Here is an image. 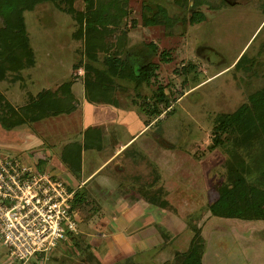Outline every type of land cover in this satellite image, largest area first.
<instances>
[{"label": "rangeland", "instance_id": "rangeland-1", "mask_svg": "<svg viewBox=\"0 0 264 264\" xmlns=\"http://www.w3.org/2000/svg\"><path fill=\"white\" fill-rule=\"evenodd\" d=\"M107 1L99 0L100 3ZM117 3L122 5V10L110 9L109 18H105L109 21L102 19L103 23L93 21L89 24L94 23L89 42L85 37L88 24L84 22L81 27L76 18V12H86L85 0H73L74 10H69L68 4L59 7L57 1L46 0L37 3L32 10L24 11L33 63L17 73L8 71L0 79V95L23 113L31 96L43 89L54 91L63 83L72 82V85L76 83L72 94L82 102L80 104L75 98V107L80 110L87 101L86 64L102 70L106 68L105 60L112 56L134 69L155 63L157 68L148 82L136 83L113 77V83L100 100H108L107 97L116 100V108L135 112L149 123L145 124L146 130L138 142L126 151L125 160H121L123 167L131 171L130 175L139 174L133 186L135 191L122 187L116 191L106 190L104 196L110 201L105 212L117 216V210H114L120 207L116 204L118 199L128 207L135 202L137 219L145 225L150 213L160 212L148 198L159 193L155 188H159L160 197L168 202L161 214V221L165 223L151 227L161 239L159 229L167 232L166 247H161L162 251L157 253L152 250L132 253L129 258H133L134 264H173L174 253L187 250L193 234L191 225H194L200 227L204 239L200 264H264V220L209 216L207 207L217 198L216 188L224 180V162L228 157L224 147L207 150L214 119L219 114L236 111L248 101L250 94L264 87V0H210L211 5L198 6L193 0L180 4L175 0H118ZM162 9L166 11L167 20ZM195 12L201 15L200 20L193 23L189 19ZM143 17L156 23L146 25ZM152 46H155L154 50ZM244 52L247 68L235 69V62ZM191 65L192 69L185 76L181 68L185 66L189 71ZM93 75L94 72L89 78ZM159 86L163 87L168 103L160 100ZM91 92L95 95V87ZM58 93L63 95L59 90ZM95 98L98 97L95 95ZM154 106L162 109L160 115L146 113ZM71 112H61L58 117L45 116L20 126L32 135L44 137L39 145L47 156L57 150L61 152L70 139L80 142L91 135L100 138V127L87 134L86 130L93 128L88 126L80 134L83 123H79V119H82L67 117ZM81 112L86 113L83 108ZM115 113L119 115L120 110ZM0 128L1 154L16 156L34 168L51 169L47 160L38 158V146L27 148L22 138L13 133L11 136ZM118 130L123 142L129 138L125 126L115 127L110 123L103 128L104 150H109L114 142L113 134ZM99 149L94 148L87 159L93 161L92 167L107 152L102 154ZM59 170L62 171L60 178L74 186L70 172ZM130 175L127 177H132ZM257 176L255 173L249 180L256 183ZM129 214L128 211L125 216ZM76 220L78 231L88 228L81 219L77 217ZM103 220V217H96L93 225L98 227ZM175 220L182 222L178 226L181 229L176 228L177 234L167 228ZM95 232L96 228H93L88 233L95 235ZM76 238V243L67 240L49 256L33 258L25 264H95L91 255L99 254V251L92 247L87 249L88 237L78 234ZM110 259L108 257L105 263ZM0 264L21 263L10 259L7 249L0 243ZM118 264H124L123 260Z\"/></svg>", "mask_w": 264, "mask_h": 264}, {"label": "trees", "instance_id": "trees-1", "mask_svg": "<svg viewBox=\"0 0 264 264\" xmlns=\"http://www.w3.org/2000/svg\"><path fill=\"white\" fill-rule=\"evenodd\" d=\"M46 0H0V79L6 76L8 71L19 72L21 69L32 65L33 51L29 46L28 36L24 22L23 13L32 8L39 2ZM59 7L61 4H68L69 10H74L73 0H55ZM118 0H108L99 2V0H85L86 12L81 14L76 12L77 21L81 25L85 22L88 24L85 37L90 41L94 32L93 24L103 23L105 18H109L110 9L122 10V5L117 3ZM186 0H175L177 4L184 3ZM195 6L207 4L211 5L210 0H193ZM166 20L168 16L162 9ZM75 13V12H74ZM125 13V10H124ZM201 14L195 12L191 15L190 21L195 23L200 20ZM144 18L146 25L155 24V20ZM110 19H105L109 21ZM81 35V34H79ZM155 46H152L154 50ZM165 55V52H161ZM90 56V54H88ZM93 59L95 58L92 55ZM245 52L237 59L234 68H247ZM105 67L98 70L93 66L85 65L84 86L87 90V101L96 104L115 105L116 100L107 97L105 101L103 95L109 84L113 83V77L126 78L136 83L149 81L154 70L157 68L155 63L141 65L134 69L129 63L120 60L117 57H109L105 60ZM183 66L181 72L186 76L192 69ZM94 75L92 78V73ZM72 82L61 84L56 90L43 89L35 96H31L29 103L23 107V113L14 109L8 101L0 95V126L6 130H12L20 125L40 120L42 117L57 115L61 112H71L76 109V100L71 91ZM96 89L95 95L91 88ZM160 90V100L168 103L163 94V87ZM61 91L63 95L58 93ZM109 95V91L107 93ZM162 109L154 106L146 113L148 115H160ZM146 125H149L145 121ZM93 128H88L86 133ZM81 143L67 145L61 151V161L69 165L74 171L79 168L80 156L82 149H90L94 144L85 137ZM99 147V146H96ZM218 147H224L228 157L224 162L225 176L216 188L217 198L208 204V215L225 218H237L243 220H264V87L254 91L248 96V101L243 103L236 111L226 114H219L214 119L211 143L207 146L208 151H213ZM42 160V159H40ZM40 164V161H39ZM258 171V172H257ZM258 176L254 181L249 180L253 174ZM160 193L159 188L154 189ZM148 197L151 204L161 209L168 206V202L160 197V194ZM72 208L76 211L78 218L83 216L86 220L96 211L97 204L87 189L81 187L74 191L71 201ZM193 230L192 237L187 250L174 253L173 264H200L204 252V239L200 227L191 225ZM162 236V247H166L168 240L167 232L163 228L159 229ZM169 234V233H168ZM69 240L74 243L78 241L76 237L69 234ZM131 257V256H130ZM122 261V260H121ZM119 261L111 264H118ZM124 264H134L133 258L123 259Z\"/></svg>", "mask_w": 264, "mask_h": 264}, {"label": "crops", "instance_id": "crops-1", "mask_svg": "<svg viewBox=\"0 0 264 264\" xmlns=\"http://www.w3.org/2000/svg\"><path fill=\"white\" fill-rule=\"evenodd\" d=\"M75 84L71 86V91L73 94ZM75 98L77 101H79L80 104H82L77 96H75ZM82 108L84 109V111H86V113L82 114ZM82 108L79 110L77 107L75 111L67 114L66 116H79V118L82 119L83 122L79 119V123H83L81 125L80 134H82L88 126H91L95 128L100 127L101 136L99 139L98 136L94 137L91 135L89 136L90 138L88 137V139L91 140V144L94 145L90 149L81 150L79 168L75 171L74 167L72 168L71 166H67L62 163L60 158L61 152L59 150L55 151L54 154L47 156L45 149H40L41 147L39 144L41 143L40 140L44 139L43 136H39L37 134L32 135L27 131L25 127L22 126L9 130L8 134L11 135L13 133L22 138L25 141V146H27V148L38 146V158L47 160L46 162L48 163V167L50 168L52 166L50 170L58 172L57 175L59 176L62 174V171H60L59 169H63V172H70L69 178L70 180H74L75 184L73 186L68 182L65 183L70 188L75 190L81 187L87 189L91 196L94 198L98 207V211L94 212L87 220L83 216H80L81 222L86 223L88 228H80V225H82L80 223L78 234L90 239V244H87L89 246H86L87 249L89 247H92L93 249L99 251V254L94 253L93 255H91L93 260L96 261L95 264L115 263L132 256V253L142 252L145 250H152L155 253L162 251V239L160 238L158 233L154 234L151 227L159 225V223L161 225L165 223L161 221V214L164 209H160L158 207L160 210L158 214L154 215L153 213H150L149 215L151 217L145 219V225H143L144 223L140 224L138 221L139 219H137L138 210H136L137 204L135 202L128 207L121 204L119 202L120 200L118 199L116 204H120V207L112 206V208L119 207V209L114 210L115 212L117 210L118 215L110 216V214L105 212L106 208L109 205L108 202L110 201L109 197L104 196L106 190L112 189V191H116L120 187H122L126 190L135 191L133 186H135L139 174L135 173V175H130L131 171H128L127 167H123V165L121 164V160H125L126 151L133 145H135V143L138 142L139 137L143 135L144 131L146 130L145 122L141 120L135 112L128 113L126 112L127 110L116 108L114 105H98L85 101ZM117 109L120 110L119 115L115 113L118 111ZM87 113L89 114L86 115ZM56 117H58V115ZM110 123L115 127L125 126L126 129H128L129 138L125 142H123L121 139V132H119V130L115 131V133L113 134L114 142L112 143L109 150H104L102 142L103 128L108 126ZM5 132L7 133L6 130ZM78 141L79 140L76 139H70V141L67 143L69 145L73 143L83 144V141ZM94 148H100L99 150L102 151V154L104 153V151L107 152H105V154H103L102 156L103 158L100 161H97L92 167L90 164L93 161L87 159H90V154L92 153ZM127 175H130L132 177H127ZM125 208L127 209L125 210ZM128 211L130 214L128 216H125ZM96 217L104 218L103 223L98 227L96 225H93ZM91 223L92 225H90ZM112 223H116L117 225L113 227ZM137 223H139V225ZM181 224L182 222L180 223L178 220H175L173 222H170L167 228L173 231V234H177L176 228H178V230L181 229L180 227H178ZM183 226L185 225L183 224ZM93 228H96L95 235H93L92 233H88L91 232ZM109 233L111 234L110 236ZM145 233L147 234L145 235ZM108 257H111V259L109 262L105 263Z\"/></svg>", "mask_w": 264, "mask_h": 264}, {"label": "built area", "instance_id": "built-area-1", "mask_svg": "<svg viewBox=\"0 0 264 264\" xmlns=\"http://www.w3.org/2000/svg\"><path fill=\"white\" fill-rule=\"evenodd\" d=\"M74 191L51 170L0 153V243L10 259H42L78 235Z\"/></svg>", "mask_w": 264, "mask_h": 264}]
</instances>
